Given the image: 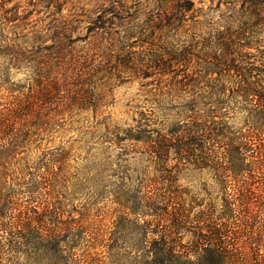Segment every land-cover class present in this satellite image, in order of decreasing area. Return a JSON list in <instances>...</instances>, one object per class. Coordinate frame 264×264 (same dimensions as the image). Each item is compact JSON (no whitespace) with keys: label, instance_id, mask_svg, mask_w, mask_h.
I'll return each mask as SVG.
<instances>
[{"label":"trees","instance_id":"16d2710c","mask_svg":"<svg viewBox=\"0 0 264 264\" xmlns=\"http://www.w3.org/2000/svg\"><path fill=\"white\" fill-rule=\"evenodd\" d=\"M32 1L48 9L45 14L51 22L42 29L43 35L37 32L31 37L14 34L8 38L0 34V58L9 66L0 70V264H92L90 250L96 239L102 241L97 245L110 251L115 238L95 237L90 226L100 214L91 210L79 219L64 217L58 198L65 189L70 150L41 147V143L60 127L58 119L64 112L78 107L82 96L79 81L89 75L88 70L96 71L95 77L102 70L110 73L132 66L134 71H151L149 76H166L169 73L164 69L177 58L174 54L166 60L153 48L146 61L138 64L135 52H123V46L117 51L103 47L94 41L101 39L97 36H92L87 49L78 55L72 24L80 23L76 17L81 15L74 13L68 19L62 14L69 0ZM178 1L161 2L163 8L157 15L166 19L167 25L177 22H173L177 16L172 7ZM6 2L9 0H0V32L25 19L12 14L10 8L4 9ZM70 3L77 7L78 2ZM228 3L239 7L225 31L215 38L210 57L215 77L185 82L188 86L190 82L197 86L210 83L208 92L197 96L207 100L199 103L203 108L198 118L167 134L146 140L132 135L130 139L145 143L150 156L175 154L197 168L209 169L221 183V202L190 220L187 209H175L173 198H162L160 203L170 208L164 213L170 229L180 230L188 238L182 243L183 237L176 242L171 231L151 232L150 249L141 264H264V0ZM101 14L97 12L93 19L86 16L93 27H88L89 32L97 34L113 24ZM104 36L112 40L106 31ZM90 60L94 62L88 67L85 63ZM24 66L29 72L25 84L14 83L10 69ZM61 68L70 70L64 78L56 76ZM175 77L172 73L168 86L180 83ZM233 100L242 112L239 128L222 118L221 110Z\"/></svg>","mask_w":264,"mask_h":264},{"label":"rangeland","instance_id":"374dc122","mask_svg":"<svg viewBox=\"0 0 264 264\" xmlns=\"http://www.w3.org/2000/svg\"><path fill=\"white\" fill-rule=\"evenodd\" d=\"M162 1L69 0L63 5L62 14L68 19L73 18L74 13L81 15L76 17L80 23L72 24L73 36L78 37L73 44L78 55L87 49L92 36H97L101 39L94 41L103 47L110 46L117 51L123 46V52H135L138 64L142 59L146 61L153 48L160 50L166 60L174 54L177 58L176 62L169 61L168 70L164 69L169 73L166 76L159 73L149 76L151 71H134L132 66L124 67L128 69L125 71L117 68L106 73L102 70L95 77L96 71L88 70L89 75L79 81L82 95L79 108L64 112L58 119L60 127L46 135L41 143V147L64 146L70 150L68 172L64 175L65 189L58 198L64 217L79 219L91 210L95 215L100 214L96 217L98 221L90 226L95 237L115 238L110 251L97 245L102 241L96 239L95 248L90 250L92 264H141L150 249L151 232L171 231L173 240L177 242L182 236L184 243L188 234L170 229L164 219V213L170 208L160 203L162 198H173L176 205L172 206L187 209L190 220L206 207L221 202V183L209 169L197 168L175 154L150 156L145 143L130 139L132 135L146 140V137L167 134L179 124L198 118L203 108L199 103L207 101L198 99V94L208 92L210 83L197 86L190 82L188 86L185 82L215 77L211 73L212 47L239 5L228 3L231 0H180L173 3L172 10L177 16L173 22H177L172 26L157 15L163 8ZM35 2L9 0L4 3V9L10 8L12 14L24 15L25 19L7 25L0 34L8 38L14 34L31 37L37 32L43 35L42 29L45 30L51 20L45 14L48 9ZM70 2L79 4L73 8ZM97 12L105 19H112L113 24L106 25L109 27L104 30L112 35V40L102 38L103 30L96 31L97 34L89 32L88 27H93L88 17L95 18ZM92 62L94 60L85 65L91 67ZM7 65L8 62L0 58V70L9 69ZM69 72L61 68L56 76L64 78ZM172 73L180 82H174L175 87L168 86ZM28 74L27 66L10 69L12 81L20 85L25 84ZM239 107L233 100L221 110L222 118L237 128L241 127L242 120ZM82 218L84 221L85 217Z\"/></svg>","mask_w":264,"mask_h":264}]
</instances>
